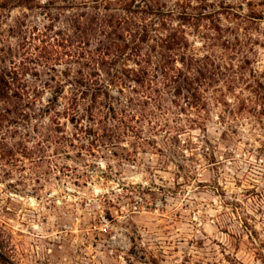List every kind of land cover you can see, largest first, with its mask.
Returning a JSON list of instances; mask_svg holds the SVG:
<instances>
[{
    "label": "rangeland",
    "instance_id": "374dc122",
    "mask_svg": "<svg viewBox=\"0 0 264 264\" xmlns=\"http://www.w3.org/2000/svg\"><path fill=\"white\" fill-rule=\"evenodd\" d=\"M0 143V264H264V0H0Z\"/></svg>",
    "mask_w": 264,
    "mask_h": 264
},
{
    "label": "trees",
    "instance_id": "16d2710c",
    "mask_svg": "<svg viewBox=\"0 0 264 264\" xmlns=\"http://www.w3.org/2000/svg\"><path fill=\"white\" fill-rule=\"evenodd\" d=\"M51 102H52V101H51ZM51 102H50V103H51ZM72 120H73V119H72ZM0 147H1V148H0L1 152H3V153L6 152V151H4V149H3V147L5 148V145H3V144L0 143ZM8 150H9V149H8ZM4 154H5V155L7 154L6 156H11L13 153H11V151H7V152L4 153ZM0 239H1V237H0ZM1 247H2V245H1V241H0V250H1ZM0 254H1V253H0Z\"/></svg>",
    "mask_w": 264,
    "mask_h": 264
}]
</instances>
